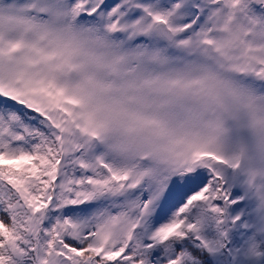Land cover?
<instances>
[{
    "label": "snow or ice",
    "instance_id": "obj_1",
    "mask_svg": "<svg viewBox=\"0 0 264 264\" xmlns=\"http://www.w3.org/2000/svg\"><path fill=\"white\" fill-rule=\"evenodd\" d=\"M0 264H264V0H0Z\"/></svg>",
    "mask_w": 264,
    "mask_h": 264
}]
</instances>
